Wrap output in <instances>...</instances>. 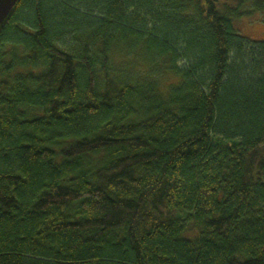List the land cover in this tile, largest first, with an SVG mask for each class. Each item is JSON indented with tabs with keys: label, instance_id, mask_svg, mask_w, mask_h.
<instances>
[{
	"label": "trees",
	"instance_id": "obj_1",
	"mask_svg": "<svg viewBox=\"0 0 264 264\" xmlns=\"http://www.w3.org/2000/svg\"><path fill=\"white\" fill-rule=\"evenodd\" d=\"M264 0H18L0 27V264H264Z\"/></svg>",
	"mask_w": 264,
	"mask_h": 264
},
{
	"label": "rangeland",
	"instance_id": "obj_2",
	"mask_svg": "<svg viewBox=\"0 0 264 264\" xmlns=\"http://www.w3.org/2000/svg\"><path fill=\"white\" fill-rule=\"evenodd\" d=\"M235 29L250 41L264 40V14L257 12L233 21Z\"/></svg>",
	"mask_w": 264,
	"mask_h": 264
},
{
	"label": "water",
	"instance_id": "obj_3",
	"mask_svg": "<svg viewBox=\"0 0 264 264\" xmlns=\"http://www.w3.org/2000/svg\"><path fill=\"white\" fill-rule=\"evenodd\" d=\"M18 0H0V27L15 8Z\"/></svg>",
	"mask_w": 264,
	"mask_h": 264
}]
</instances>
